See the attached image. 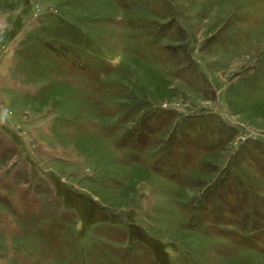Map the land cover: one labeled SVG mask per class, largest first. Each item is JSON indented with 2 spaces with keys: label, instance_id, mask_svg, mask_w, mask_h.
Returning a JSON list of instances; mask_svg holds the SVG:
<instances>
[{
  "label": "rangeland",
  "instance_id": "1",
  "mask_svg": "<svg viewBox=\"0 0 264 264\" xmlns=\"http://www.w3.org/2000/svg\"><path fill=\"white\" fill-rule=\"evenodd\" d=\"M0 264H264V0H0Z\"/></svg>",
  "mask_w": 264,
  "mask_h": 264
}]
</instances>
